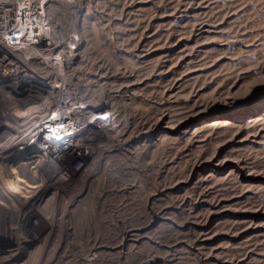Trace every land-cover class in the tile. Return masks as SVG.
Listing matches in <instances>:
<instances>
[{"label":"rangeland","instance_id":"374dc122","mask_svg":"<svg viewBox=\"0 0 264 264\" xmlns=\"http://www.w3.org/2000/svg\"><path fill=\"white\" fill-rule=\"evenodd\" d=\"M71 1L82 7L60 0L45 8L56 40L77 48V57L67 64L58 49L55 61L43 58V43L32 51L33 95L25 73L5 82L0 66V130H7V105L23 114L30 102H53L54 93L58 101L42 120L49 135L68 78L82 86L83 101L106 100L110 113L106 123H88L90 148L54 144L48 158L28 160L27 171L11 165L25 121L0 136V167L7 168L0 171L1 253L18 252L13 229L23 222L32 242L26 256L20 251L26 259L31 250L45 262L61 244L70 253L63 264L74 254L83 264L89 236L119 237L140 224L150 236L147 253L167 257L161 244L181 241L176 259L161 263L264 264V0ZM46 234L51 253L44 254ZM125 251L105 262L125 261Z\"/></svg>","mask_w":264,"mask_h":264},{"label":"bare ground","instance_id":"6f19581e","mask_svg":"<svg viewBox=\"0 0 264 264\" xmlns=\"http://www.w3.org/2000/svg\"><path fill=\"white\" fill-rule=\"evenodd\" d=\"M58 1H60V0H0V23H2V22L4 23L3 25L2 24L1 25L3 26L4 35L6 37L5 39H8L7 46L9 47V49H6L5 47L2 46V43L0 41V57H3V58H0V62H1L0 66L5 67V70L7 72L5 77L3 78L4 79L3 81L9 82V80H11L12 77H14V76L19 77L20 75L25 73L24 76L29 77V80H28L29 83L26 86L29 87V92H31L32 95L34 93H37V91H38V88L36 85V82L38 80H37L36 75L32 72L33 71V69H32V62L33 61H29L30 57H33L32 55H30L33 53L32 51L37 50L39 53V50L41 49V48H39V45H42V43H43V46L45 45V47L40 52L41 56L43 58L55 61L54 58L51 56L58 49H62V51L64 53L67 52L66 53V57H68V63L67 64H71L72 59L74 57H77V54H78V53H74V50H76L77 48H71L69 46V49L67 50L66 48H68V47H62V44L58 42L59 40L58 41L56 40V37L58 35L55 37V33H56V30L54 27L55 25L53 26V23H52L54 18L52 19V16H50L51 15L50 11H48L45 8V6L47 7V4L49 5V3H54V2L58 3ZM70 2H72V5L75 3V1H71V0H70ZM70 4L71 3H69V5ZM73 6L82 7V4H74ZM54 14H55V12H54ZM54 14H53V16H54ZM59 31H61V29ZM11 40H13V41H11ZM24 50H27V52L23 53L22 51H24ZM2 51L6 54H3ZM58 51H60V50H58ZM59 53H61V52H59ZM22 54L27 55V56H25V57H27V61L25 59L24 60L21 59ZM65 62H67V60ZM7 65L9 67H7ZM24 66H26V68H29V70H31V71H29V70L27 71V69L23 68ZM12 67H14L16 70H12L11 69ZM30 72H32V73H30ZM48 81H49V79H48ZM62 82L64 84H66V88L64 89V91H66L65 100L61 101L59 103V107H57V111H56L57 116L48 120V124H50V127L53 129V131L56 134L54 137H52V132L49 131V135L46 133V128H45L44 124H42V120L44 119V117L46 118V113L49 110L48 103H51V105H53L55 100L57 99V97L55 96L54 93L49 96V98L51 97V99H53V102H50V101L47 102L45 100H41V103L36 102V101L33 103L30 102V104H27V106L25 107L26 112L23 114L21 112L19 114H17L18 111L12 107V103L7 105L6 109H3L4 110L3 111L4 118H2L1 121L7 126V130L6 129L4 131L0 130V136L8 133V131H12L13 130L12 128H16L17 125H19L16 123L17 122L18 123L23 122V120L25 121L24 126H26V128H27L25 130V131H27L25 136L24 135L21 136V134H22L21 131L19 132V134L16 138L13 135L14 136L13 140L16 139V142H15V145H13V148L18 149L16 157L14 158V160L12 161L13 163L11 164V165L15 164L14 170L19 169L22 171V169L25 168V170L27 171L25 164L32 157L39 158V162L48 158L46 151L48 149H50L52 147V145H54V144L57 146H61L60 144H64L66 146L72 145L73 147L83 149V151L87 150L88 148H90V145H87V144H89L87 142V140L89 138H87V137L90 136V133H89L91 130L90 124L92 122L94 123L95 121H97V122L103 121L106 123L107 119L104 120V118L106 117V114L110 113V111L108 109H106V107H107V103H105L106 100L102 101L100 104H97V105H94L91 102L83 101L85 99V96L83 95L82 86L74 88L75 86H72L73 80L69 79V78L65 81L63 80ZM17 89L18 88H16L14 92H16ZM75 89H80V90L78 92H76ZM16 93H19V90ZM57 101H58V99H57ZM78 103H81V104H78ZM22 110H24V108L20 109V111H22ZM41 110L44 113H40L39 111H41ZM238 111H240V109ZM90 112H95V116L92 119H86L87 118L86 115ZM228 115H230V114H228ZM263 115H264V111H263ZM88 123H90V124L88 125ZM86 124L88 126H86ZM59 130H62V131H59ZM84 130L86 133L84 132ZM29 133L31 134V139L34 138L32 140H34L35 143H39V146L37 148H33L31 146V144H30V141H32L31 139L25 140L26 135ZM80 133L81 134H87V135L83 139L82 137H80V135H81ZM60 134H62L60 144L59 143L56 144V141H58L57 136H59ZM9 135H11V134H9ZM53 141H55V143ZM119 144L121 145V143H119ZM60 148L64 149V146H61ZM84 154H86V153H84ZM6 169H7L6 166L0 167V171L2 173L5 172ZM23 173H24V171H23ZM62 178L67 179V176H63ZM4 184H6V183H4ZM5 186L6 185H3L2 188L3 189L6 188ZM3 192H5V190H1L0 195L3 194ZM94 192H92V193H94ZM92 197H93V195H92ZM86 199H88V197ZM84 201L86 202V200H84ZM52 203H53V201H52ZM82 205H81V207H82ZM63 207H62V209H64ZM76 207L78 208V206H76ZM84 209H85V207L83 209L80 208L79 209L80 211L78 210L80 216L85 214L86 210L84 212L82 211ZM91 211L92 210H90V212ZM65 212H66V208H65ZM71 212L73 214V210H71ZM59 217H61V216H59ZM62 217H61V219H62ZM75 217H78V216L76 215ZM46 218H47V216H46ZM64 219H65V217H64ZM85 219H86V216H85ZM48 220H49V218H48ZM78 220H79V218H78ZM59 221H61V220H59ZM77 222H79V221H77ZM22 223L23 222H20V224H18L19 227H17L18 226L17 225L13 229L14 234L16 235V238H15L16 244L18 247H20L18 252H9L8 251V252L1 253L2 248L0 247V253H1L0 254V264H63L64 260L70 256V253H68V251H66L64 246L59 244L55 248V250L53 251L52 255L51 256L48 255V256H50V258L47 257L45 259V262H44V256L42 257L39 255V257L38 258L36 257V259H35V256L33 255V251H31V250H29V252H28L29 255H28V258L26 259L23 254H25V256L27 255V253H25L26 248H27V246H30V244L32 242L29 240V238H27V235L25 234L24 227H23ZM72 223H74V222H72ZM53 224L55 225V223H53ZM54 225H53V227H55ZM75 225H74V228H75ZM50 228H51V226H50ZM59 228H60V226H59ZM122 229H123L122 235L119 237L118 236H110L108 234H99V233L93 237L89 236L87 238V240L89 242V247H88V249H86V252H85L86 260H85V262H83V264H107L105 262L106 258H112V257L117 256V255L119 256L120 253L124 254V252H126L125 251L126 249H128L127 252H130V254L128 255V257L125 261L122 259L123 262H121L119 264H166V263H161V262L167 261L168 260L167 258L172 257V256L173 257L171 258V260H168V261L175 260L176 255L178 254V252H180V249H177V246L179 245V243H181V241L176 242V243H172V244H169V242L166 244H161V245H165V247H167V249L164 252L165 256H167V257H164L160 254L147 253L145 250H143V244H144L143 239L145 237H150L148 234H146V232H143V230L146 229V226H141L140 224H134V225H130L128 229H124V228H122ZM60 233H61V231H60ZM61 234H63V233H61ZM44 236L49 237V238L45 239L42 236L45 239L44 243H43L44 249L42 248L44 251V254H45L46 252L49 251L48 244H49L50 236L49 235L47 236V234ZM52 237H54V236H52ZM57 238H56V240H57ZM155 241H157V240H155ZM162 241H164V240H162ZM52 242H54L53 239H52ZM50 250H52V249H50ZM20 251L23 252V254ZM40 251H42V250H40ZM36 254H37V252H36ZM73 256H74V258L69 260V262H67V264H81L79 262H76L77 254H74Z\"/></svg>","mask_w":264,"mask_h":264},{"label":"built area","instance_id":"2783aa9c","mask_svg":"<svg viewBox=\"0 0 264 264\" xmlns=\"http://www.w3.org/2000/svg\"><path fill=\"white\" fill-rule=\"evenodd\" d=\"M59 131H62V130H59ZM62 134H63V133H62ZM62 134L59 135L60 137L57 136V138H58V141H56L57 143H60L61 138H62V137H61ZM52 136H55V132H54L53 130H52Z\"/></svg>","mask_w":264,"mask_h":264}]
</instances>
